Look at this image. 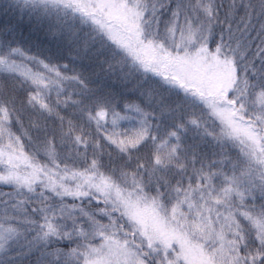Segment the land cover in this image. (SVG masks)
<instances>
[{
  "label": "rangeland",
  "instance_id": "374dc122",
  "mask_svg": "<svg viewBox=\"0 0 264 264\" xmlns=\"http://www.w3.org/2000/svg\"><path fill=\"white\" fill-rule=\"evenodd\" d=\"M214 1L193 0L177 9L160 39L153 34L157 28L144 29L137 17L139 0H78L85 12L102 11L112 20L116 28L106 38L122 54L136 55L140 69L161 88L148 91L140 86L136 92L143 101H129L122 113L87 112L82 124L71 130L66 126L64 134L61 128L54 136L70 138L68 150L65 138L61 146L58 136L44 147L43 142L38 145L37 136L12 127L11 108L0 105V158L10 163L3 183L15 178L23 182V174H32L37 180L46 179L40 181L43 188L62 186L69 195L79 196L93 192L108 200L130 225L135 237L128 245L102 240L86 252L83 264H147L132 247L140 241L149 252L156 247L161 260L167 254L166 264H264V91L257 90L264 84L247 90L243 79L235 95L241 103L226 101L240 81L228 57L231 53L210 45L214 26L225 25L217 19ZM235 2L237 11L245 8L242 0ZM232 23L226 26V39L241 31L234 26L230 35ZM14 54L0 57V75H12L32 91L24 101L32 120L47 116L61 123V109L81 104L71 97L75 78L68 75V79L48 61ZM244 56L245 52H237L234 59ZM179 94L193 95L191 102ZM236 116L252 118L256 130ZM38 134L47 135L41 130ZM207 142L221 148V158L216 153L197 154L196 146L203 151ZM232 150L234 156L229 155ZM49 162L58 164L50 174L59 178L44 177L46 166H53ZM7 216L0 217V261L26 264L23 258L31 259L45 247L38 250L30 238L47 234L25 216L16 220Z\"/></svg>",
  "mask_w": 264,
  "mask_h": 264
},
{
  "label": "trees",
  "instance_id": "16d2710c",
  "mask_svg": "<svg viewBox=\"0 0 264 264\" xmlns=\"http://www.w3.org/2000/svg\"><path fill=\"white\" fill-rule=\"evenodd\" d=\"M192 1L139 0L137 2L139 6L135 11L144 29L146 25L151 26V30L159 29L153 34L161 39L167 19L177 14V9L185 8ZM235 1H214V6L216 5L218 9L217 19L218 21L223 19L225 25L214 26L210 39L211 47L215 46L228 54L231 53L228 57L240 81L234 92L228 95L226 101L229 104L234 103L233 101L237 104L241 103L242 99H239V96L236 98L235 95L243 87V79L247 90L252 85L264 84V0H242L245 8L240 11L236 10ZM191 13H194L193 10ZM230 21L233 22L229 24L230 35L234 26H237V31L240 29L241 31L235 33L232 38L230 36V39H226V35L229 34L228 31L226 32V26ZM115 28L112 20L105 18L102 11L85 12L78 4V0H0V57L22 53L28 59L50 62L51 67L62 70L68 79L69 76L75 78L76 82L71 83L73 90L71 97L81 102L78 106L72 104L61 109L63 117L60 119L61 123L46 118L47 116H37L38 120H32V112H28L24 106V101L32 91L16 77L2 74L0 105L5 109L11 108V116L14 115L12 127H17L19 131L24 128L27 133L37 136L38 145L42 146L43 142L44 147L49 143V139L60 134L61 128V134H64L66 126L71 130L74 124H82L85 113L89 112L92 115L98 114V111L107 114L122 113L129 107L127 105L130 102L143 101L138 98L140 94L136 92L140 90V86L145 85L148 91L152 90L151 87L158 88L159 86L150 79L148 72L140 69L142 64L137 61L136 55L131 57L128 52L122 54L116 44H112L106 38L108 31ZM139 29L142 27L140 26L137 31ZM126 42L131 48L132 40L127 38ZM234 48L237 51L232 53ZM237 52H245V56L234 59V54ZM257 90L264 91V85ZM159 94H163V91ZM178 96L185 102H191L193 97L191 95L187 98L181 94ZM236 118L244 126L249 125L253 131L256 130L252 125V118L248 117L245 120L239 116ZM40 130L44 135L47 134L46 137H39ZM67 135L69 136V133ZM62 138L66 141L64 150H68L69 141L72 143V140L59 135L56 141L62 144L60 142ZM208 142L204 144L203 151L200 150L199 145L196 146L197 154L210 152L220 157L221 148H215ZM196 149L194 148L195 153ZM25 151L29 156L27 149ZM234 153L232 150L229 155L234 156ZM197 157L203 158L199 155ZM8 163L6 159L0 158V213L8 214L9 220H16L19 215L25 216L26 220L38 225L39 231L44 230L47 234L46 238H38L35 234L30 238L38 245V250L45 246L42 253L32 255L31 251L27 252V249L22 248L33 256L31 259L23 258L27 261L26 264H32L37 259H43L47 264H53L54 259H58L56 264H83L81 260L86 252H90L91 248L99 247L96 246L98 242L109 238L120 243L126 242L128 245V241L135 237L133 232L129 231L130 225L123 215L114 210V206H109L108 200L96 196L93 192L79 196V193L69 195L70 191L62 186L43 188L44 185L40 181L46 179L37 180L38 178L32 174H23V182L15 178L10 183L9 180L3 183L2 175L9 169L10 163ZM49 164L53 166H46L44 177L59 178L53 173L50 174V169H56L55 165L58 164L55 162ZM150 192L144 193L151 196L153 192L151 194ZM134 245L132 247L138 248L143 261L147 264H166V261L170 260L167 254L161 260L156 247H152L153 250L155 248L154 254L146 250L141 241L140 244ZM20 254L23 257L24 254L22 252ZM12 261L4 258L0 264H14ZM35 264L39 263L35 262Z\"/></svg>",
  "mask_w": 264,
  "mask_h": 264
}]
</instances>
